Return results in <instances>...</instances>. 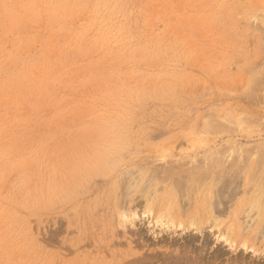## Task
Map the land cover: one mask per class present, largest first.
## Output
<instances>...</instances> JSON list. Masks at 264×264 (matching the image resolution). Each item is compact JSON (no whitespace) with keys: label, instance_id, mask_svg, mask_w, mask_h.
Here are the masks:
<instances>
[{"label":"rangeland","instance_id":"374dc122","mask_svg":"<svg viewBox=\"0 0 264 264\" xmlns=\"http://www.w3.org/2000/svg\"><path fill=\"white\" fill-rule=\"evenodd\" d=\"M257 200L264 0H0V264H264Z\"/></svg>","mask_w":264,"mask_h":264},{"label":"bare ground","instance_id":"6f19581e","mask_svg":"<svg viewBox=\"0 0 264 264\" xmlns=\"http://www.w3.org/2000/svg\"><path fill=\"white\" fill-rule=\"evenodd\" d=\"M253 68V67H252ZM248 77V76H247ZM252 78V77H251ZM243 94V93H242ZM239 112V111H238ZM239 117V116H238ZM235 118V117H234ZM256 118V117H255ZM243 149V148H242ZM236 150V149H235ZM224 151V150H223ZM247 153H249V152H247ZM216 154V153H215ZM217 155V154H216ZM237 155V154H236ZM244 155V154H243ZM223 156V155H222ZM252 156V155H251ZM250 157V156H249ZM193 159V158H192ZM199 159V158H198ZM243 159V158H242ZM246 159V158H245ZM261 159V158H260ZM222 160V159H221ZM243 161V160H242ZM244 162V161H243ZM246 162V161H245ZM230 163V162H229ZM233 164V163H232ZM208 165V164H207ZM230 166V165H229ZM138 167V166H137ZM211 167H212V163H211ZM227 167V166H226ZM259 167V166H258ZM68 168V167H67ZM140 168V167H139ZM213 168V167H212ZM255 168V167H254ZM199 169V168H198ZM132 170V169H131ZM241 170V169H240ZM135 171V170H134ZM205 171H206V169H205ZM219 171V170H218ZM223 171V170H222ZM123 172V171H122ZM133 172V171H132ZM198 172V171H197ZM202 172V171H201ZM237 172V171H236ZM235 172V173H236ZM241 172V171H240ZM253 172H254V170H253ZM128 173V172H127ZM130 173V172H129ZM206 173V172H205ZM215 173H216V171H215ZM218 173V172H217ZM243 173H245V176H246V174L247 173H252V170H246V171H244ZM192 174V173H191ZM207 174H208V172H207ZM214 174V173H213ZM237 174V173H236ZM238 174H239V172H238ZM257 174V173H256ZM261 174V173H260ZM259 174V175H260ZM263 174V173H262ZM193 175V174H192ZM195 175H198V173H196ZM201 175V174H200ZM206 175V174H205ZM212 175V174H211ZM216 175V174H215ZM233 175V174H232ZM249 175V174H248ZM136 176V175H135ZM148 176V175H147ZM191 176V175H190ZM207 176V175H206ZM209 176V175H208ZM207 176V177H208ZM263 176V175H262ZM191 177H193V176H191ZM196 177V176H195ZM204 177V176H203ZM214 177V176H213ZM212 177V178H213ZM217 177H218V179H219V176H216V179H217ZM232 177H235V175H233ZM247 177V176H246ZM251 177V176H250ZM260 177V176H259ZM194 178V177H193ZM202 178V177H201ZM200 178V179H201ZM206 178V177H205ZM236 178V177H235ZM235 178H233L234 180L233 181H236V179ZM258 178V177H257ZM177 179V178H176ZM200 179H199V182H200ZM203 179V178H202ZM201 179V180H202ZM207 179V178H206ZM205 179V180H206ZM210 179V178H209ZM179 180V178L177 179V181ZM183 180V179H182ZM212 180V179H211ZM246 180V179H245ZM176 181V182H177ZM197 181V180H196ZM204 181V180H203ZM216 181V180H215ZM220 181V180H219ZM232 181V180H231ZM247 181V180H246ZM261 181V180H260ZM127 182V181H126ZM191 182H192V180H191ZM208 182V181H207ZM181 183V182H180ZM193 183V182H192ZM202 183H204V182H202ZM215 183V182H214ZM216 183H217V181H216ZM228 183H230V181H228ZM176 184V183H175ZM191 184V183H190ZM210 184V183H209ZM212 184V183H211ZM185 185V184H184ZM202 185V184H201ZM213 185V184H212ZM218 185V184H217ZM220 185V184H219ZM190 186V185H189ZM198 186V184L196 183V187ZM204 186V185H203ZM206 186V185H205ZM216 186V185H215ZM244 186V185H243ZM177 188H178V184H177V186H176ZM186 187V186H185ZM199 187V186H198ZM212 187V186H211ZM224 187H225V185H224ZM162 188V187H161ZM170 188V187H169ZM201 188H202V186H201ZM200 188V189H201ZM208 188H209V186H208ZM251 188V187H250ZM261 188V187H260ZM141 189V188H140ZM143 189V188H142ZM174 189V188H173ZM191 189H192V187H191ZM203 189V188H202ZM211 188H209V190H210ZM213 189H214V187H213ZM219 189V188H218ZM231 189V188H230ZM234 189V188H233ZM232 189V190H233ZM143 190H145V188L143 189ZM166 190V189H165ZM178 190V189H177ZM199 190V189H198ZM204 190V189H203ZM222 190H223V188H222ZM225 190V189H224ZM153 191V190H152ZM187 191H188V189H187ZM192 191V190H191ZM215 191H218L217 189L215 190ZM140 192H141V190H140ZM156 192V191H155ZM173 192L174 191H172V189H170L169 191H167L162 197H161V199H160V201H159V204L156 206V204H155V201H153V199H152V201H150L145 207V213H148V216H150V217H152V218H154V217H156V223L158 222H160V224H162V225H166V227H168L169 229L170 228H172V227H174V228H176V229H181V231L183 230L184 232L185 231H187V230H190V231H193L194 232V230H192V229H195L196 231L198 230V231H200L201 230V228H202V226H203V223L205 222V220L203 219V217L205 216V212L206 211H208V213H209V211H211V209L207 206V205H209V204H207L208 202H209V200H208V202L206 203L205 202V200L203 199V200H201L200 198L199 199H197V200H195V198H194V200H195V204H194V207H193V210H192V212L190 211V212H187V214L186 215H184V217L183 218H181V217H176V215L174 216V215H172L171 214V212H172V210L174 209L173 208V206H172V203H170V201L171 200H173L174 199V196L176 197V195H173ZM178 192H180L179 190H178ZM184 192V191H183ZM182 192V193H183ZM200 192V191H199ZM198 192V193H199ZM222 191L219 189V193H221ZM225 192V191H224ZM224 192H223V194H224ZM143 193V192H142ZM151 193V192H150ZM139 194V193H138ZM184 194V193H183ZM187 194V193H186ZM189 194H191V193H189ZM205 195V193H201V195ZM208 194V193H207ZM210 194V193H209ZM214 194V193H213ZM212 194V195H213ZM233 194V193H232ZM151 195V194H150ZM155 195V194H154ZM157 195V194H156ZM216 195H217V193H216ZM227 195H228V193H227ZM141 196V195H140ZM145 196V195H144ZM147 196V195H146ZM158 196V195H157ZM184 196H185V194H184ZM183 196V197H184ZM193 196H195V195H193ZM200 196V195H199ZM198 196V197H199ZM221 196H222V193H221ZM136 197V196H135ZM138 197V196H137ZM148 198L150 197V196H147ZM183 197H182V199H183ZM191 197H192V195H191ZM201 197V196H200ZM223 197V196H222ZM123 198V197H122ZM176 198H178V197H176ZM186 198V197H185ZM184 198V199H185ZM216 198V197H215ZM217 198H220V196L218 197L217 196ZM216 198V199H217ZM228 198V197H227ZM135 199V198H134ZM156 199V198H155ZM190 199V198H189ZM188 199V200H189ZM207 199V198H206ZM233 199V198H232ZM147 200H149V199H147ZM181 200V199H180ZM179 200V201H180ZM193 200V201H194ZM212 200V199H211ZM215 200V199H214ZM241 200V202H242V199H240ZM177 201V200H176ZM182 201V200H181ZM183 201H185V200H183ZM187 201V200H186ZM185 201V202H186ZM217 201V200H216ZM215 201V202H216ZM220 201V203H221V200H219ZM227 201V200H226ZM260 200H257L254 204H253V208L252 209H257V211L258 212H261L260 214H262L261 216H262V220H263V214H264V205L263 204H261L260 202H259ZM215 202H213V204H215ZM218 202V201H217ZM245 202V201H244ZM254 202V201H253ZM176 203V202H175ZM181 203V202H180ZM182 203H184V202H182ZM187 203H189V202H187ZM191 204V203H190ZM121 205V204H120ZM174 205V204H173ZM217 205V204H216ZM216 205H214V207H215V209H217L218 207H219V205L218 206H216ZM236 205V204H235ZM137 206V205H136ZM177 206V205H176ZM181 206H183L182 204H181ZM181 206H179V208L181 207ZM193 206V205H192ZM223 206V205H222ZM157 207V208H156ZM186 207H187V205H186ZM188 207H189V205H188ZM217 207V208H216ZM221 207V206H220ZM220 207H219V209H220ZM224 207V206H223ZM236 207V206H235ZM241 207V206H240ZM181 208H183V207H181ZM176 209V208H175ZM215 209H214V212H217V211H215ZM247 209V208H246ZM131 210V209H130ZM156 210H157V212H156ZM185 210V209H184ZM125 211V210H124ZM133 211V210H132ZM234 211L235 210H232L231 212H232V214L234 213ZM237 211H238V209H237ZM123 212V211H122ZM134 212V211H133ZM183 212V211H182ZM213 212V213H214ZM222 212V211H221ZM230 212V213H231ZM143 213V212H142ZM212 213V214H213ZM225 213V212H224ZM240 213V212H239ZM135 214V213H134ZM137 214V213H136ZM144 214V213H143ZM212 214H211V216H212ZM219 214V213H218ZM138 215V214H137ZM145 215V214H144ZM209 215V214H208ZM216 215H217V213H216ZM216 215H213L215 218H216ZM230 215V214H229ZM247 215V214H246ZM258 215V214H257ZM127 216V215H126ZM132 216H133V214H132ZM178 216H179V214H178ZM236 216V215H235ZM142 217V216H141ZM229 217V216H228ZM260 217V216H259ZM253 218V217H252ZM149 219V218H148ZM207 219V218H206ZM209 219V218H208ZM211 219V218H210ZM209 219V221H211ZM255 219V218H254ZM257 219V218H256ZM129 220V219H128ZM228 220V219H227ZM237 220H239V219H237ZM242 220V219H241ZM250 220V219H249ZM217 221H218V219H217ZM226 221V220H225ZM230 221V220H229ZM232 221V220H231ZM257 221V220H256ZM207 222V221H206ZM206 222H205V225H206ZM238 222H241V221H238ZM248 222V221H247ZM258 222V221H257ZM225 223H226V227H225ZM224 223V227H225V230H223L222 232H221V234H219V235H217V237L222 241V242H224V244L225 245H228V246H230L229 248H236V247H238V246H240L242 249H247V250H250V251H252V249H253V245H250V243H251V240L249 239V237H244L243 235L244 234H241V229H244V228H246V226L244 227V228H242L243 227V225H242V227L241 228H238V226H240L238 223V226H237V224H236V222H230V224H228L227 223V221ZM249 223V222H248ZM252 224H253V221L251 222ZM250 223V224H251ZM255 223V222H254ZM220 224H222V223H219L218 225H220ZM241 224V223H240ZM243 224V223H242ZM244 224H245V220H244ZM251 224V225H252ZM159 225V224H158ZM205 225L203 226V227H205ZM245 225H247V224H245ZM249 225V224H248ZM251 225H250V227H251ZM257 225V224H256ZM209 226V225H208ZM258 227H259V225H257ZM264 226V225H263ZM219 227V226H218ZM248 227V226H247ZM255 227V226H254ZM252 228V227H251ZM250 228V229H251ZM261 228V227H260ZM162 229H163V227H162ZM219 229V228H218ZM253 229V228H252ZM172 230V229H171ZM261 230H262V228H261ZM260 230V231H261ZM264 230V229H263ZM195 231V232H196ZM197 231V232H198ZM204 231V230H203ZM244 231V230H243ZM250 231V230H249ZM253 231H254V229H253ZM259 231V230H258ZM164 232V231H163ZM188 232V231H187ZM196 232V233H197ZM220 232V231H219ZM245 232V231H244ZM263 232V231H262ZM138 233V232H137ZM204 233V232H203ZM202 233V234H203ZM260 233V232H259ZM192 234H194V233H192ZM249 234V233H248ZM184 235V234H183ZM187 235H191L190 233L189 234H187ZM196 235V234H195ZM252 235V234H251ZM192 236V235H191ZM206 236V235H205ZM216 236V235H215ZM190 238H192V237H190ZM215 238V237H214ZM252 238H254V237H252ZM251 238V239H252ZM206 239H208V238H206ZM219 241V240H218ZM137 243V242H136ZM263 243V242H262ZM189 245V244H188ZM187 247V246H186ZM205 248V247H204ZM184 252V251H183ZM182 252V253H183ZM163 253V252H162ZM181 253V252H180ZM185 255V254H184ZM204 255V254H203ZM169 257V256H168ZM184 257V256H183ZM199 257H200V255H199ZM175 259V258H174ZM177 259V258H176ZM186 259H187V257H186ZM189 259V258H188ZM196 259H197V257H196ZM199 259V258H198ZM202 259V258H201ZM177 263V262H176ZM210 263V262H209ZM167 264V263H166Z\"/></svg>","mask_w":264,"mask_h":264}]
</instances>
